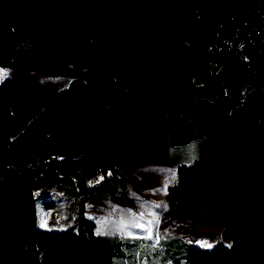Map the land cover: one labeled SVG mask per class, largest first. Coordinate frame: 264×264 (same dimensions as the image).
Segmentation results:
<instances>
[{
  "label": "trees",
  "instance_id": "obj_1",
  "mask_svg": "<svg viewBox=\"0 0 264 264\" xmlns=\"http://www.w3.org/2000/svg\"><path fill=\"white\" fill-rule=\"evenodd\" d=\"M137 1L195 23L165 26L142 59L131 51L127 20ZM239 10L258 24L254 32L228 28ZM263 10L264 0H0V65L73 78L13 137L10 79L0 82V205L27 194L26 205L35 187L81 191L105 180L110 194L100 196L114 199L134 161L173 160L172 200L198 201L205 188L236 179L226 264H264ZM102 84L121 88L109 93ZM90 198H79L76 231L42 236L39 264H130L126 244L151 243L96 233ZM21 213L7 220L8 235ZM165 243L166 259L190 264L191 242Z\"/></svg>",
  "mask_w": 264,
  "mask_h": 264
},
{
  "label": "rangeland",
  "instance_id": "obj_2",
  "mask_svg": "<svg viewBox=\"0 0 264 264\" xmlns=\"http://www.w3.org/2000/svg\"><path fill=\"white\" fill-rule=\"evenodd\" d=\"M127 20L132 34L131 51L142 59L149 56L154 38L162 34L165 26L184 23L186 28H191L195 23L164 13L155 1L130 3ZM205 21L209 23V19ZM0 71L7 73L3 80L10 79L13 92L12 137L42 109L56 90L73 80L57 73L3 65H0ZM260 82L264 86V41L260 54ZM102 86L109 93L121 88L114 84ZM177 165L173 160L134 161L126 188L119 189L114 199L100 196L110 194L111 184L107 180L99 187L81 191L59 185L35 187L26 205L23 201L27 194L14 196L8 204L0 205V264H39L42 236L51 232L76 231L77 203L81 195L87 194L91 198L86 202L85 212L94 220L96 233L146 237L147 221L154 218L158 221L152 225L151 243L143 238L126 244L130 264H174L171 259H166L172 246L165 241L175 237L193 244L190 264H226L231 243L230 214L236 209L238 183L232 177L230 185L207 187L198 201L172 200L167 196V188L178 179ZM101 177V173H96L89 178L88 185ZM19 208L22 209L21 216L13 225V234L8 235L6 222ZM42 221L47 222V227L40 226ZM140 224L145 228L137 227ZM157 233L159 243H155ZM202 243L211 247H204ZM151 244L163 247L159 253H154Z\"/></svg>",
  "mask_w": 264,
  "mask_h": 264
},
{
  "label": "built area",
  "instance_id": "obj_3",
  "mask_svg": "<svg viewBox=\"0 0 264 264\" xmlns=\"http://www.w3.org/2000/svg\"><path fill=\"white\" fill-rule=\"evenodd\" d=\"M240 18H242V25H239ZM227 22H228V28H231L233 34H237V35L238 33L240 34L252 33L258 28V24L251 25V17L247 18L244 10H239L237 14L234 13L229 14L227 17ZM241 27L242 30H240ZM240 38L242 39V36Z\"/></svg>",
  "mask_w": 264,
  "mask_h": 264
},
{
  "label": "snow or ice",
  "instance_id": "obj_4",
  "mask_svg": "<svg viewBox=\"0 0 264 264\" xmlns=\"http://www.w3.org/2000/svg\"><path fill=\"white\" fill-rule=\"evenodd\" d=\"M7 75V73L0 71V80H3V78ZM141 219H143V217H141ZM153 223H158L157 220H155V218L153 220L147 221V226H146V238L148 239H152L153 238V232H152V225ZM41 227H47V222L46 221H42ZM137 227L140 228H145L144 224H140L137 225ZM99 234V233H98ZM155 243H159V234L157 233L156 235V239H155ZM202 246L204 247H211V245H208L206 243H202Z\"/></svg>",
  "mask_w": 264,
  "mask_h": 264
},
{
  "label": "crops",
  "instance_id": "obj_5",
  "mask_svg": "<svg viewBox=\"0 0 264 264\" xmlns=\"http://www.w3.org/2000/svg\"><path fill=\"white\" fill-rule=\"evenodd\" d=\"M176 168H177V167H176ZM230 183H231V182H226V183H224V184H226V185H230ZM224 184H222V185H224ZM222 185H221V186H222ZM221 186H218V187L220 188ZM236 190H237V187H236Z\"/></svg>",
  "mask_w": 264,
  "mask_h": 264
}]
</instances>
